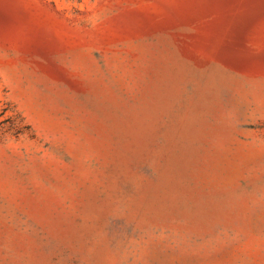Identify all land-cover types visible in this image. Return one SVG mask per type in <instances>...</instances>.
<instances>
[{"label": "rangeland", "instance_id": "1", "mask_svg": "<svg viewBox=\"0 0 264 264\" xmlns=\"http://www.w3.org/2000/svg\"><path fill=\"white\" fill-rule=\"evenodd\" d=\"M0 264H264V0H0Z\"/></svg>", "mask_w": 264, "mask_h": 264}]
</instances>
